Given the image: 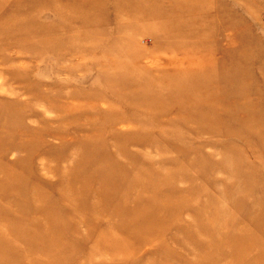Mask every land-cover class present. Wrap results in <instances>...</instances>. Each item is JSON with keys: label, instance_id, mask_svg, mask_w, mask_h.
<instances>
[{"label": "rangeland", "instance_id": "1", "mask_svg": "<svg viewBox=\"0 0 264 264\" xmlns=\"http://www.w3.org/2000/svg\"><path fill=\"white\" fill-rule=\"evenodd\" d=\"M0 264H264V0H0Z\"/></svg>", "mask_w": 264, "mask_h": 264}]
</instances>
